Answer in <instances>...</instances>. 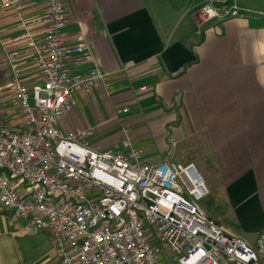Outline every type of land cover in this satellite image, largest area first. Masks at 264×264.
I'll use <instances>...</instances> for the list:
<instances>
[{
    "label": "built area",
    "instance_id": "built-area-1",
    "mask_svg": "<svg viewBox=\"0 0 264 264\" xmlns=\"http://www.w3.org/2000/svg\"><path fill=\"white\" fill-rule=\"evenodd\" d=\"M28 3L0 4L20 22L4 47L22 113L18 125L0 120V207L27 233L48 231L63 264H264V230L250 244L200 207L209 190L194 163L148 160L127 133L119 149L102 150L92 127L62 129L80 95L100 84L109 90L110 77L98 64L70 69L69 59L90 48L67 44V0H47L42 15L27 19ZM202 14L234 17L237 8L207 4ZM39 24L42 35L32 30Z\"/></svg>",
    "mask_w": 264,
    "mask_h": 264
},
{
    "label": "crops",
    "instance_id": "crops-1",
    "mask_svg": "<svg viewBox=\"0 0 264 264\" xmlns=\"http://www.w3.org/2000/svg\"><path fill=\"white\" fill-rule=\"evenodd\" d=\"M46 4L29 0L26 18L42 15ZM207 4L222 11L236 7L237 15L207 22L202 14ZM67 9V44L90 48L69 59L70 69L85 73L98 64L111 85L83 92L79 105L63 116V130L92 127L93 116V136L100 127L96 147L102 150L119 149L124 130L135 146L144 138L130 135L131 116L138 123L155 119L153 129L170 130L157 141L162 150L176 135L199 133L230 191L264 194V0H173L166 5L165 0H67ZM19 23L15 10L0 6L4 58V46L18 35ZM32 30L43 34L40 24ZM20 49L25 73L32 74L25 48ZM188 63L182 76L169 77ZM10 71L8 64L0 67L8 80ZM174 106H180V121ZM120 126L123 134L116 139ZM105 137L117 141L109 144L102 141ZM157 148L153 145L145 158L156 160ZM0 264L63 263L48 231L27 233L23 222L0 207Z\"/></svg>",
    "mask_w": 264,
    "mask_h": 264
},
{
    "label": "rangeland",
    "instance_id": "rangeland-1",
    "mask_svg": "<svg viewBox=\"0 0 264 264\" xmlns=\"http://www.w3.org/2000/svg\"><path fill=\"white\" fill-rule=\"evenodd\" d=\"M172 1L173 0H165V5L172 3ZM7 64V59L0 54V67ZM2 78L5 79V81L0 82V120L8 125H18L22 120L18 110L19 104L8 87V74L6 77H2V74H0V79ZM166 116L168 115L166 114ZM163 117L164 116H162V118ZM135 118L136 116H131L127 119L130 135L135 137L141 135L144 137L143 139L136 140L135 143H137V147L144 150L145 157L149 151H152L153 145H158L159 148L157 149L159 150H157L156 154H153V157H155L154 159L163 160L169 157L184 164L194 163L209 190V197L206 199L209 198L211 200V210L203 209L206 214L215 218L218 224L226 229L228 234L242 236L250 244H255L260 238L261 232L264 230V194L260 191H253L250 194L245 191L237 192L234 191V188H231L230 191V189L224 185L223 181H220L218 166L215 164L214 159H212V155L207 156L208 147L205 137L202 136V134L193 133L184 138H178L177 135H173L177 142L176 145H173V143H169L168 145V141H165L168 148L162 150L160 148L161 144L157 141L167 135V131L169 132L170 130L167 129V131H165V129L158 127L153 129L151 124L155 119L151 121L149 118H143L142 123H138ZM89 119L90 125L93 127V125H95V119L93 116H90ZM122 119L123 118L120 117V122ZM123 129L124 128L120 126V129L117 130L116 139L121 137ZM146 131L150 132L145 133ZM96 133L97 135L91 137V143L94 146H97L96 141L99 142V136L102 134L100 132V127L96 130ZM125 133L124 130V134ZM111 140L113 139L107 137L102 138V141H107L106 143L109 144L117 141ZM150 159L153 160L152 158ZM162 247L165 251V255L169 257L170 253L167 251V246L162 245Z\"/></svg>",
    "mask_w": 264,
    "mask_h": 264
},
{
    "label": "trees",
    "instance_id": "trees-1",
    "mask_svg": "<svg viewBox=\"0 0 264 264\" xmlns=\"http://www.w3.org/2000/svg\"><path fill=\"white\" fill-rule=\"evenodd\" d=\"M213 20H208L207 22H212ZM209 24V23H208ZM208 24H207V26H208ZM203 25V24H202ZM201 25V26H202ZM206 25V24H205ZM205 25H203L202 26V29H204L205 28ZM203 39V37L202 38H200V40H198V42H200L201 40ZM192 46V48H194V46H193V44L191 45ZM191 65V63H188V64H185L184 66H183V68L180 70V72H178L177 74H175V75H169V77H172V78H175V77H179V76H182L185 72H186V70H187V68L189 67ZM174 109L177 111V113H178V121H180L181 120V116L179 117V112H180V106H174ZM173 124H169V127H171ZM171 138V137H170ZM170 138H169V141H170ZM171 143V142H170ZM207 197H209V195L208 196H206L203 200H201L200 202H199V204H200V207L202 208V209H208V210H211V200L208 198V199H206ZM206 199V200H205Z\"/></svg>",
    "mask_w": 264,
    "mask_h": 264
}]
</instances>
